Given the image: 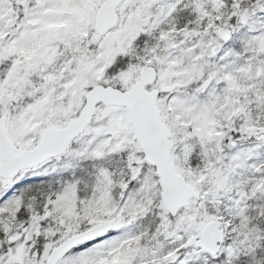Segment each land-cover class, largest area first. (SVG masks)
I'll use <instances>...</instances> for the list:
<instances>
[{
  "label": "snow or ice",
  "instance_id": "snow-or-ice-1",
  "mask_svg": "<svg viewBox=\"0 0 264 264\" xmlns=\"http://www.w3.org/2000/svg\"><path fill=\"white\" fill-rule=\"evenodd\" d=\"M0 264H264V0H0Z\"/></svg>",
  "mask_w": 264,
  "mask_h": 264
}]
</instances>
